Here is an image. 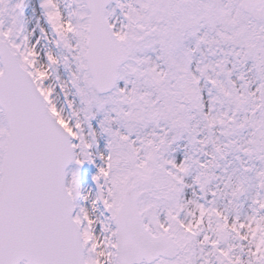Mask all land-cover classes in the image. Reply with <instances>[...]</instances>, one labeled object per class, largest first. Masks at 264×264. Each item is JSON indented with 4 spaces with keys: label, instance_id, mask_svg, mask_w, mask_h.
<instances>
[{
    "label": "snow or ice",
    "instance_id": "1",
    "mask_svg": "<svg viewBox=\"0 0 264 264\" xmlns=\"http://www.w3.org/2000/svg\"><path fill=\"white\" fill-rule=\"evenodd\" d=\"M0 264H264V0H0Z\"/></svg>",
    "mask_w": 264,
    "mask_h": 264
},
{
    "label": "rangeland",
    "instance_id": "2",
    "mask_svg": "<svg viewBox=\"0 0 264 264\" xmlns=\"http://www.w3.org/2000/svg\"><path fill=\"white\" fill-rule=\"evenodd\" d=\"M100 164V161L97 160L95 164L85 163L82 167L79 168V182L83 190H96V186L92 181V176L96 174L97 167ZM76 169L75 165H69L67 172L68 178H71V173Z\"/></svg>",
    "mask_w": 264,
    "mask_h": 264
}]
</instances>
